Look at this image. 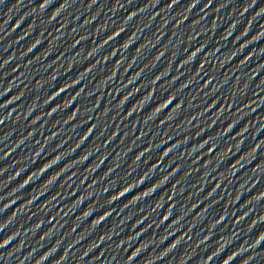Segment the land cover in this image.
Instances as JSON below:
<instances>
[{
	"label": "snow or ice",
	"instance_id": "snow-or-ice-1",
	"mask_svg": "<svg viewBox=\"0 0 264 264\" xmlns=\"http://www.w3.org/2000/svg\"><path fill=\"white\" fill-rule=\"evenodd\" d=\"M7 241H5V243H6Z\"/></svg>",
	"mask_w": 264,
	"mask_h": 264
}]
</instances>
